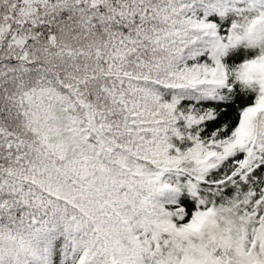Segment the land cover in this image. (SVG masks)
I'll use <instances>...</instances> for the list:
<instances>
[{"label": "snow or ice", "instance_id": "1", "mask_svg": "<svg viewBox=\"0 0 264 264\" xmlns=\"http://www.w3.org/2000/svg\"><path fill=\"white\" fill-rule=\"evenodd\" d=\"M0 264H264V0H0Z\"/></svg>", "mask_w": 264, "mask_h": 264}]
</instances>
